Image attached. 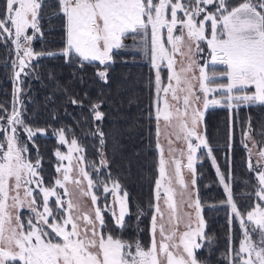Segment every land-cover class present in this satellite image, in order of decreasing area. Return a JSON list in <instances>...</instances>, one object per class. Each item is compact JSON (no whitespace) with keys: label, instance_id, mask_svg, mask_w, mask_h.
Segmentation results:
<instances>
[{"label":"snow or ice","instance_id":"1","mask_svg":"<svg viewBox=\"0 0 264 264\" xmlns=\"http://www.w3.org/2000/svg\"><path fill=\"white\" fill-rule=\"evenodd\" d=\"M45 19L62 21V48L34 49L33 42L44 39ZM0 44L15 57L10 61L12 102L0 104V264H211L214 238L206 233L197 187L196 164L202 156L210 158L225 194L221 204L230 210L228 249L217 259L220 264H264V130L257 133L250 117L242 124L238 119L242 107L264 106V0H2ZM206 49L208 62L201 63ZM119 51L146 57L154 74L148 119L155 124L158 176L148 204L147 245L139 235L146 214L139 206L134 238L123 236L132 212L127 190L109 169L103 127L109 98L103 90L95 99L88 92L72 94L49 73L54 81L50 102L62 93L61 106L88 109L93 127L86 135L98 142L93 147L99 157L88 159L74 134L68 139L64 127L54 129L67 151L55 150L58 175L50 185L44 183L35 138L51 126L25 120L22 86L28 78L40 79L41 59L62 57L81 69L92 65L107 85ZM214 107L230 110L226 173L202 127L205 112ZM231 113L255 180L254 193H248L255 199L246 211L238 207L232 187ZM88 117L82 114L85 123ZM29 142L36 148L34 161ZM201 251L208 260L200 259Z\"/></svg>","mask_w":264,"mask_h":264},{"label":"trees","instance_id":"2","mask_svg":"<svg viewBox=\"0 0 264 264\" xmlns=\"http://www.w3.org/2000/svg\"><path fill=\"white\" fill-rule=\"evenodd\" d=\"M53 2V0H49ZM2 3V0H0ZM44 31L43 41L33 42L35 50H58L63 47L62 21L45 19L41 21ZM8 47H11L9 45ZM15 59L9 54L8 48L0 44V104L11 105L14 84L12 81V67L10 61ZM115 63L108 70L109 82L103 84L96 77L97 69L92 65H85L83 69L76 65L66 64L62 57H45L39 61L36 71L40 79L28 78L22 87L25 88L26 96H22L27 107L25 120L32 126L47 127V134L35 138V144L39 148L43 166L52 169V164L57 158L54 152L57 148L66 151L67 145L61 146L53 130L65 128L68 139L75 138L84 146L87 156L90 153L91 160L98 161L97 145L94 137L86 135L92 127L91 118L88 117V109L83 110L71 105L61 106L63 94L55 96V103L47 98L52 95L54 81L69 89L72 94L83 95L88 92L95 99L103 90L104 96L109 98V104L104 106L108 113L103 125L108 136L107 157L110 161L109 169L112 176L119 178L124 189L129 194L132 231L135 236L137 206L145 210L139 228L140 234H150V214L148 204L153 198L154 182L158 176V154L155 148V124L148 119L151 111L150 105L153 98L154 79L153 70L148 60L137 58L128 51L114 53ZM49 73L54 81L49 79ZM82 78V79H81ZM129 100L132 103H129ZM66 109V110H65ZM55 110L56 119H53ZM82 114L88 117L87 123L82 119ZM232 116V172L234 199L241 209L246 211L254 202L255 180L247 170V154L240 144V128L236 125V114ZM251 118L253 129L259 133L264 130V106L242 107L239 110L238 119L241 122ZM79 121V123H77ZM230 110L223 107L209 108L205 113L204 128L212 155L215 156L221 170L227 172L225 156L228 154ZM21 139L26 140L24 133ZM260 140L259 135L256 136ZM115 145V151H114ZM29 154L32 159L36 158V148L28 143ZM200 156V155H199ZM197 187L204 205V217L207 221L206 233L213 237V254L210 257L211 264H220L217 259L221 253L227 252L230 210L221 202L225 200L222 186L217 182V175L211 160L202 156L197 162ZM49 174L51 172L46 171ZM51 178V177H50ZM248 181L249 183H245ZM235 236H239V229L233 222ZM127 232V231H125ZM128 233V232H127ZM200 259L208 260L209 256L201 251Z\"/></svg>","mask_w":264,"mask_h":264},{"label":"flooded vegetation","instance_id":"3","mask_svg":"<svg viewBox=\"0 0 264 264\" xmlns=\"http://www.w3.org/2000/svg\"><path fill=\"white\" fill-rule=\"evenodd\" d=\"M202 127H204V126H203V123H202ZM161 143L165 146V149L167 150L168 145H167V142L165 141V139H164L163 136L161 137ZM66 151H67V150H66ZM66 151H62V152H66ZM85 154H86V151H85ZM86 156H87V154H86ZM87 158L91 160V158H90V153H89V155L87 156ZM33 161H34V159H33ZM57 164H58V160H56V161L53 162V164H52V169H48V168H45V166H43L44 164H43V161H42V166H43L42 175L44 176V183L46 182L47 184H50V183L52 182V180L58 175V173L55 171V168H56ZM46 171L51 172V174H49V173L46 172ZM186 175H187V174H186ZM50 177H51V178H50ZM116 178H117V177H116ZM187 178H188V179H191L190 176H187ZM118 179H119V178H118ZM120 183H121V182H120ZM97 194L99 195V193H97ZM23 211L25 212V214H27V210H23ZM126 222H127L129 225L131 224V221L128 220L127 217H126ZM109 223H111V221H109ZM112 231H113L114 234H119V233L116 231L115 228H112Z\"/></svg>","mask_w":264,"mask_h":264},{"label":"rangeland","instance_id":"4","mask_svg":"<svg viewBox=\"0 0 264 264\" xmlns=\"http://www.w3.org/2000/svg\"><path fill=\"white\" fill-rule=\"evenodd\" d=\"M136 55V57L137 58H140V59H143V60H147V58L146 57H143V56H141L139 53H136L135 54ZM204 60H202L201 61V63H206V62H208V50L206 49V51H205V54H204ZM216 67V70L217 71H223L224 70V66H222V65H216L215 66ZM210 68H211V65H210ZM206 113V112H205ZM204 120H205V116H204ZM204 120H203V126H204ZM198 156L200 155V153H198L197 154ZM254 159V158H253ZM64 164H67V161H64L63 162ZM196 166H197V164H196ZM45 185H50V184H47L46 182H45ZM129 207H130V204H129ZM204 214V213H203ZM117 231V230H116ZM125 231H127V232H125ZM124 231V233H123V236L125 237V238H134V237H132L129 233H131V231H132V228H131V226H129V228L127 229V230H125ZM140 234V233H139ZM140 238H141V240H142V242L144 243V244H148V242H149V240H150V234H146V233H144L143 235H140Z\"/></svg>","mask_w":264,"mask_h":264}]
</instances>
